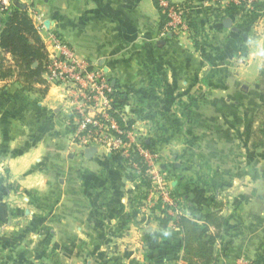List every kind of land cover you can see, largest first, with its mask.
<instances>
[{
    "label": "rangeland",
    "instance_id": "374dc122",
    "mask_svg": "<svg viewBox=\"0 0 264 264\" xmlns=\"http://www.w3.org/2000/svg\"><path fill=\"white\" fill-rule=\"evenodd\" d=\"M168 1L185 9V29L169 32L176 38L192 40L185 19L189 12L196 22L194 36L203 46L214 19L227 20L223 37L242 29L239 37L245 43L238 56L212 60L217 64L192 73L194 81L183 75L179 96L153 99L162 98L164 109L146 106L139 127L132 124L135 143L148 151V156H140L132 144L134 156L120 162L135 181L136 191L128 198L134 213L126 217L133 224L118 226L103 256L83 255L93 246L86 241L70 242L66 256V242L49 240L50 225L43 222L50 211L38 204L40 195L14 192L1 177L0 264H189L183 260L176 224L180 215L201 224L203 240L217 235L211 264H248L264 256V0ZM13 5L23 3L7 0L0 12ZM230 6L234 8L226 12ZM1 58L0 72L14 69L12 57L0 49ZM207 73L211 76L204 83ZM33 90L42 93L36 84L25 90L13 73L0 77V104L4 100L10 109L26 105ZM162 136L169 143L159 149L156 142ZM29 217L37 221L31 224ZM14 218H19L17 223Z\"/></svg>",
    "mask_w": 264,
    "mask_h": 264
},
{
    "label": "crops",
    "instance_id": "0c3cea01",
    "mask_svg": "<svg viewBox=\"0 0 264 264\" xmlns=\"http://www.w3.org/2000/svg\"><path fill=\"white\" fill-rule=\"evenodd\" d=\"M19 1L33 24L41 25L39 35L46 50L54 49L50 37L54 34L76 56L109 76L128 97L123 114L134 121V128L139 127L138 118L146 106L158 104L156 108L164 109L162 98L180 95L184 76L194 81L192 73L206 64L216 65L212 60L238 56L245 43V38L239 37L242 29L223 37L227 20L214 19L216 24L202 51H197L191 40L165 32L154 0ZM254 56L252 52L250 57ZM209 76L205 74L201 81L206 83ZM42 79L36 83L42 93L33 90L26 105L19 103L10 109L4 100L0 104V178L14 192L40 195V200L36 196L38 204L44 203L50 211L43 222L50 225L49 240L66 242L68 247L62 250L66 256L70 242L85 241L93 246L83 255L103 256V250L116 239L118 226L133 224L126 217L133 212L128 198L136 191L135 181L104 148H86L71 140L72 125L62 87L47 85ZM160 97L158 102L153 100ZM156 143L161 149V144L169 142L162 136ZM48 192L55 194L52 200L43 199ZM33 221L37 218L29 217L28 222Z\"/></svg>",
    "mask_w": 264,
    "mask_h": 264
},
{
    "label": "built area",
    "instance_id": "2783aa9c",
    "mask_svg": "<svg viewBox=\"0 0 264 264\" xmlns=\"http://www.w3.org/2000/svg\"><path fill=\"white\" fill-rule=\"evenodd\" d=\"M7 0H0L6 5ZM156 7L165 15V32L178 33L184 30L183 8L168 0H155ZM38 34L41 25L34 24ZM52 51L46 50L44 77L47 85H58L67 102L66 113L70 117L71 140L82 147H102L123 159L130 158L129 147L134 144L140 156H148L143 145L134 140V130L120 127L112 108L114 87L109 76L88 60L79 58L64 40L51 36ZM45 46V45H44ZM122 120H126L120 113ZM131 148V151H134Z\"/></svg>",
    "mask_w": 264,
    "mask_h": 264
},
{
    "label": "trees",
    "instance_id": "16d2710c",
    "mask_svg": "<svg viewBox=\"0 0 264 264\" xmlns=\"http://www.w3.org/2000/svg\"><path fill=\"white\" fill-rule=\"evenodd\" d=\"M232 8H234V6L228 7L226 12H229ZM159 13L160 26H163L166 23V17L160 10ZM185 19L189 33H192L191 41L193 47L197 51H202V39L194 36L196 22L192 16H190L189 12L185 15ZM0 49L4 54L10 55L14 63V69L11 70L8 68L5 73L0 72L1 78L7 77L13 73L18 83H20L25 90H30L36 83L43 82L42 73L46 60L45 46L33 24L27 8L23 5H13L11 9H4L0 12ZM0 61L1 70L4 58H1ZM113 87L112 108L117 111L114 112V115L120 127L129 129L134 121L130 118L122 120L120 117V113H124V107L127 104L128 97L120 92L115 85H113ZM111 156L114 162L122 166L120 163L122 159L119 154L111 153ZM131 156L134 155L132 154ZM127 160L128 159H124L123 161L126 162ZM209 216L213 217L212 214ZM176 224L180 234L183 260L188 261L189 264H193L195 261H199L201 264H211L217 235L212 234L206 240H203L204 231L201 224L197 220L191 219L185 215L178 216ZM248 264H264V256H256Z\"/></svg>",
    "mask_w": 264,
    "mask_h": 264
},
{
    "label": "water",
    "instance_id": "95a60500",
    "mask_svg": "<svg viewBox=\"0 0 264 264\" xmlns=\"http://www.w3.org/2000/svg\"><path fill=\"white\" fill-rule=\"evenodd\" d=\"M94 148V147H93ZM93 148H91V149H93Z\"/></svg>",
    "mask_w": 264,
    "mask_h": 264
}]
</instances>
